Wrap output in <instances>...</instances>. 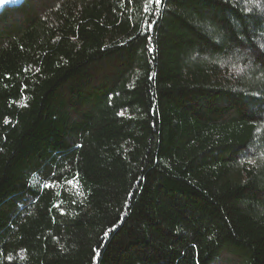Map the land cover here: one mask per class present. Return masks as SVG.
I'll list each match as a JSON object with an SVG mask.
<instances>
[{
	"label": "trees",
	"instance_id": "16d2710c",
	"mask_svg": "<svg viewBox=\"0 0 264 264\" xmlns=\"http://www.w3.org/2000/svg\"><path fill=\"white\" fill-rule=\"evenodd\" d=\"M0 264H264V0L3 4Z\"/></svg>",
	"mask_w": 264,
	"mask_h": 264
},
{
	"label": "snow or ice",
	"instance_id": "6c2138e0",
	"mask_svg": "<svg viewBox=\"0 0 264 264\" xmlns=\"http://www.w3.org/2000/svg\"><path fill=\"white\" fill-rule=\"evenodd\" d=\"M150 2H151V0H150ZM0 3H4V0H0ZM155 3L157 4V5H159L160 3H161V0H155ZM148 31H151V25H149V27H148V29H147ZM153 49H150V51H152ZM73 182H75V181H69V183H73ZM56 207H59V205H55ZM62 215H63V212L61 213ZM106 235H107V233H106Z\"/></svg>",
	"mask_w": 264,
	"mask_h": 264
},
{
	"label": "rangeland",
	"instance_id": "374dc122",
	"mask_svg": "<svg viewBox=\"0 0 264 264\" xmlns=\"http://www.w3.org/2000/svg\"><path fill=\"white\" fill-rule=\"evenodd\" d=\"M18 0H4V3H0V7L3 5V4H13V3H17Z\"/></svg>",
	"mask_w": 264,
	"mask_h": 264
}]
</instances>
